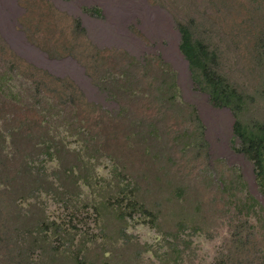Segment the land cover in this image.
<instances>
[{"label":"rangeland","instance_id":"obj_1","mask_svg":"<svg viewBox=\"0 0 264 264\" xmlns=\"http://www.w3.org/2000/svg\"><path fill=\"white\" fill-rule=\"evenodd\" d=\"M177 22L251 96L239 118L263 120L264 0H0V71L31 94L39 81L62 89L66 142L64 162L28 159L47 191L12 172L0 184V264H264V195L236 151L231 114L191 83ZM0 109L16 113L7 127L43 131L32 108L0 99ZM69 133L88 147L71 174ZM32 141L13 148L28 152ZM10 158L0 154L6 168L24 165ZM112 166L147 212L120 220L103 206L94 216L86 188L69 195L75 173L109 179Z\"/></svg>","mask_w":264,"mask_h":264},{"label":"trees","instance_id":"obj_2","mask_svg":"<svg viewBox=\"0 0 264 264\" xmlns=\"http://www.w3.org/2000/svg\"><path fill=\"white\" fill-rule=\"evenodd\" d=\"M189 23L194 24V20H189ZM175 28L178 33L177 48L187 63L191 83L206 96L207 102L212 107L225 108L231 114L233 118L231 134L236 141V151L251 163L255 185L261 194L264 195V119L259 120L253 118L242 121L239 118V115L245 109L251 96L234 86L219 70L220 62L217 52L211 49L209 44L204 40L194 37L188 24L177 22L175 23ZM9 56V59L6 58L5 60L11 62V64L14 63L13 54ZM29 66L32 67L31 65H25L24 67ZM72 87L77 90L73 85ZM29 88L30 86H24L22 83L15 85L13 80L7 78L5 73L0 71V99L6 102L12 101L20 109L25 106L27 108H32L38 125H41L43 128L42 132L34 134L33 132L21 133L19 129H17L20 126H16L17 128L7 127L5 122L12 120V117L17 119L15 117L16 113H12L11 115L0 109V154L5 158L11 156L13 159L20 158L24 161V165L19 167L20 169L18 170H15L13 165L10 168H6L0 161V184L7 181L9 173L12 172L14 176L24 175L25 178L23 183H26L29 189H33L32 191L43 192L47 191L51 185L48 187L44 186L43 181L45 182L47 176L42 175L38 177L39 173L37 169L32 167L29 160H31V155L40 153L46 157L44 161H56L58 163L63 161L60 149L66 142L58 139V128L60 126L59 122L61 123L64 121L65 107L59 105L58 101H56V98L59 99L62 96L63 91L62 89H52L49 93L45 92L43 89L44 84L39 81V86L37 85L34 88V94L39 95L38 98L35 99L33 97L34 94L30 93ZM72 109L76 110L77 106H73ZM21 123H23V120ZM68 136L75 137L73 139L74 142H76L75 147H73L75 148L73 149L75 160L77 163H83L81 162V155L84 154L82 150H86L88 147L83 144V141L78 138L77 134L69 133ZM15 138H28L31 141L33 140V150L25 152L23 148H13L16 143L21 145L23 142L19 141L13 145ZM58 147H60V149ZM35 151H37V153ZM77 163H75V165L70 163L63 171L68 173L74 168L78 169L79 163ZM82 166H84V163ZM108 172L109 179L95 174L92 175L90 172L75 173L70 179L65 175L64 179H69L74 188L70 194L69 192L67 193L77 198L82 194L80 188H86L90 193L89 195L88 192H86L90 199L86 200L85 203L88 205L90 203L95 214L94 216L100 215V208L103 206H106L114 212V215L120 220L125 216L129 218L132 217L134 212H147L144 206L138 202L133 183L128 179L125 184H122V180L119 178L121 173H118L114 166H112ZM37 178L43 179L41 184L35 182ZM53 178L54 180H61L60 176L53 175ZM58 186L62 187L60 185ZM103 189L108 192V195H110L109 197H105L106 191L103 195L104 198H102L103 196H99ZM64 190L60 191L59 195L65 194L66 191ZM97 199L99 201H97Z\"/></svg>","mask_w":264,"mask_h":264}]
</instances>
